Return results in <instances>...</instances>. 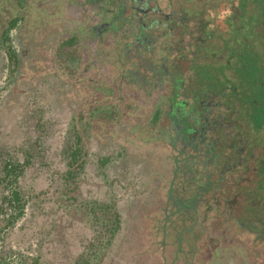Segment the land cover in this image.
Segmentation results:
<instances>
[{
    "label": "rangeland",
    "instance_id": "obj_1",
    "mask_svg": "<svg viewBox=\"0 0 264 264\" xmlns=\"http://www.w3.org/2000/svg\"><path fill=\"white\" fill-rule=\"evenodd\" d=\"M102 5L109 7L106 1L0 0V264H264V246H254L252 236L233 224L215 228L207 220V246L193 256L179 249L175 226L181 220L166 210L173 151L135 137L163 92L146 96L123 83L113 65L116 36L88 35L89 26L110 20ZM259 5L250 4L249 22L264 16L263 10L255 13ZM14 18L17 25L4 43L2 33ZM128 20L111 22L124 28L119 35L135 29ZM72 36L76 44L66 45ZM76 131L84 167L71 183ZM106 156L111 161L102 166ZM7 161L25 164L13 183L5 175ZM13 188L25 203L18 218L16 205L4 199ZM106 204L121 215V228L99 247L107 238L110 212L100 207Z\"/></svg>",
    "mask_w": 264,
    "mask_h": 264
},
{
    "label": "trees",
    "instance_id": "obj_2",
    "mask_svg": "<svg viewBox=\"0 0 264 264\" xmlns=\"http://www.w3.org/2000/svg\"><path fill=\"white\" fill-rule=\"evenodd\" d=\"M87 1L98 5L106 1L109 7L114 6L112 10L109 7L105 10L102 5L101 9L111 14L110 20L93 24L86 32L99 40L109 34L116 36L113 65L122 82L135 86L146 96L154 95L155 91L163 92L150 121L135 133V137L144 144L157 142L173 151V178L167 192L166 210L168 217L176 214L181 220V225L175 226L179 249L184 251L186 247L193 256L207 246L209 234L204 224L207 220L215 228L233 224L241 235L252 236L254 246H264V137L254 140L253 148L246 127L233 116L236 112L224 110L233 105L231 97L238 95L240 105H251L249 109L254 110L251 115L254 128H262L264 100L257 98L259 106L252 98L235 93L232 77L226 70L235 69L244 83L252 80L257 90L264 94V51L248 44L241 52H233L235 49L229 38L224 39L223 48L218 50L213 41L222 38L223 34H217V29L226 32L227 21L240 12L243 17L240 27L245 29L247 2L203 0L198 7L199 1L195 0L192 8H188L182 0H169L167 5L160 0ZM259 4L262 6L264 0H259ZM127 10L133 13L126 16ZM123 16L128 17V25L133 24L135 29L119 35L124 28L114 29L112 23ZM17 21L18 18H14L4 29V43L9 40L10 30ZM192 22H196L194 28H191ZM245 35L249 33L246 31ZM64 43L74 46L76 37ZM223 49L232 52L225 58L226 62L220 64L215 56ZM7 52L11 61L17 59L12 47ZM235 54L238 62L232 65L231 55ZM229 86L233 88L230 91ZM220 94L227 95L228 100L218 102L215 98ZM81 142L82 135L76 131L67 171L71 183H76L84 167ZM110 161L111 157L106 156L100 159V164L104 166ZM24 165L13 161L5 163L9 183L17 180ZM4 199L16 205L15 218L24 214L25 203L19 190L13 188L11 195ZM100 207L110 212L107 238L99 241L101 246L93 242L92 247L108 245L121 228V215L114 211V205ZM166 227L165 223L163 229ZM162 242L165 244L164 238Z\"/></svg>",
    "mask_w": 264,
    "mask_h": 264
},
{
    "label": "flooded vegetation",
    "instance_id": "obj_3",
    "mask_svg": "<svg viewBox=\"0 0 264 264\" xmlns=\"http://www.w3.org/2000/svg\"><path fill=\"white\" fill-rule=\"evenodd\" d=\"M184 1L187 4L189 0H184ZM192 1H195V0H190L189 2L190 6H187L188 8H192L194 4V2ZM197 1H199V3L201 2V6H202L203 0H197ZM245 1L247 2V6H246L247 12H250V10L254 8V7H250V4H253L255 6V0H245ZM218 2L220 3V1ZM201 6L198 5V7H201ZM260 8L264 12V4L262 6L259 5V9L255 12L257 13V15L261 13ZM251 13H254V11L251 10ZM240 15H241V12L235 15L234 18L231 17L230 21H227L228 26H227L226 32L217 29V34H223V35H222V38H214V40L212 39L214 43L216 44V48H219L218 50H221L224 46V41H225L224 39L229 38L232 43V46L235 49L233 50V52H237V53L241 52L248 44H251L256 50H260L261 52L264 51V16L262 15L261 17L251 22L248 21L247 16L244 17L245 19V22H244L245 29H244L240 27L241 24L243 23L242 21L243 17H241ZM235 20H239V22H235ZM195 23L196 22L191 23V28H194ZM246 31L249 33V36L245 35ZM225 33H227L226 36H225ZM230 52L232 51H228L226 49L219 51L217 56H215V60L218 62L220 61V64L223 62L225 63L227 56L229 55ZM236 61H238L236 54L231 55V64L232 65L236 64ZM226 74L228 75L230 74L232 77L231 83L232 85H235V88H234L235 93L237 92L241 97H248L250 99L252 98V100L255 101V103L260 106V102H258L257 100V95H259L260 97L261 92L257 90L252 80H250V82L248 83L247 82L244 83L243 80L240 78V75L237 74L236 70L233 68L227 69ZM232 89L233 88L229 86L228 90L230 91ZM222 96L224 95H221V94L217 95L215 99L218 100V102L222 100L224 101L228 100L227 95H225L224 97ZM237 98H238V95L231 97L232 99L231 101H233V105L229 106L228 108L224 110L226 113H230L231 111L236 112L235 114H233V116L236 118V121L238 119V121L239 122L241 121V124H243L246 127L245 129H246V132L248 133L246 135L248 136L250 141H253L251 146H253L254 148V140H257V139L261 140L264 137V125L262 126V128H258V129L254 128L255 122L253 121V118H251V115L252 113H254V110L252 109V107L249 109L251 105L249 107L240 105ZM239 112L240 114H242V116L239 114ZM239 126L241 127V125ZM257 133H259L258 136L260 137L256 136ZM252 158L253 156L251 157V159Z\"/></svg>",
    "mask_w": 264,
    "mask_h": 264
}]
</instances>
